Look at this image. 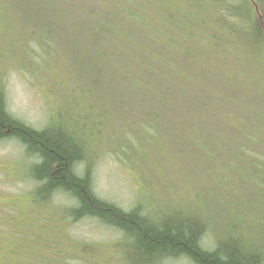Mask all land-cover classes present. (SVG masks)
Listing matches in <instances>:
<instances>
[{"label": "trees", "instance_id": "trees-1", "mask_svg": "<svg viewBox=\"0 0 264 264\" xmlns=\"http://www.w3.org/2000/svg\"><path fill=\"white\" fill-rule=\"evenodd\" d=\"M72 1L52 0L51 16ZM77 1L81 59L76 53L65 69L87 83L70 86L81 89V108L91 93L90 115L132 146L182 158L181 175H202L208 185L182 202L169 196L170 182L144 205L104 199L94 188L93 134L78 119L37 128L16 117L1 75L0 141L24 150L30 202L61 208L60 222L90 219L114 233L80 239L53 226L60 241L44 245L51 264H264V0ZM45 26L29 40L50 55L56 44ZM172 29L183 38H161ZM60 196L68 201L61 207ZM37 225V234L47 228Z\"/></svg>", "mask_w": 264, "mask_h": 264}, {"label": "rangeland", "instance_id": "rangeland-1", "mask_svg": "<svg viewBox=\"0 0 264 264\" xmlns=\"http://www.w3.org/2000/svg\"><path fill=\"white\" fill-rule=\"evenodd\" d=\"M77 4L78 1L73 0L69 10L67 5L65 13H60L57 18L51 16L56 8L52 0H0V84L3 75L7 109L37 128L53 122L51 118L54 117L64 121L78 119L93 134L94 188L104 199L123 207L139 202L144 205L156 196H163V185L169 182V196L181 199L180 202L189 199L198 187L208 185L206 177L182 176L185 168L180 164L185 160L176 156L167 159L162 155L163 148L147 151L145 147L130 145L109 122L90 115L88 110L96 100L91 93L85 96L89 103L81 108L84 98L81 89L87 83L74 79L65 69L73 64L69 59L76 58V53L81 59L83 43L78 29L83 26L84 16L79 13ZM48 21L51 24H47ZM146 22L151 23V20L146 19ZM42 23L56 44L50 55L29 40L30 30L39 28ZM160 32L163 39L171 36L174 41H179L183 38L174 29L168 33ZM36 34L40 36L41 32ZM68 47L73 49V54H69ZM171 56L169 51L167 59L173 60ZM70 86L81 89L71 91ZM96 112L98 109L92 110L93 114ZM168 128L175 132L174 128ZM160 130L156 133L161 134ZM154 141L160 139L156 136V140H151ZM28 163L18 142L12 139L0 141V264H51L53 249L44 245L52 246L60 241L51 233L54 228L63 234L68 231L80 239L108 241L114 237L110 229L93 220L84 218L63 223L58 220L62 215L61 208L32 204L28 194L31 180L26 176ZM67 202L64 196L54 199V204L60 207ZM43 217L50 218L51 224ZM36 222L39 227L47 228L37 234ZM54 241V244L50 243ZM61 250L67 252L64 245Z\"/></svg>", "mask_w": 264, "mask_h": 264}]
</instances>
